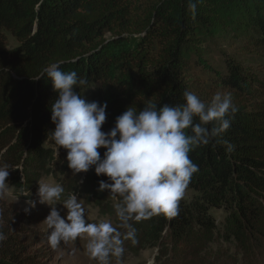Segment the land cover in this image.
I'll use <instances>...</instances> for the list:
<instances>
[{"label":"trees","instance_id":"trees-1","mask_svg":"<svg viewBox=\"0 0 264 264\" xmlns=\"http://www.w3.org/2000/svg\"><path fill=\"white\" fill-rule=\"evenodd\" d=\"M7 35L16 42L11 49ZM228 36L264 60V0H158L144 10L128 0H0V165L9 168L6 184L31 193L50 177L64 187L57 203L73 193L99 209L104 198L114 200L97 190L107 177L97 176L94 166L73 175L66 150L56 152L50 109L57 93L41 77L51 64L86 81L75 90L86 101L107 104V132L130 105H182L184 93L193 90L185 82L190 55L200 59L204 40ZM217 76L207 84L213 95L230 93L238 109L229 129L189 153L198 171L178 215L132 222L136 242L130 246L169 244L178 252L197 239H216L236 251L231 264H264V81L228 59L225 74ZM207 87L197 85L193 93ZM98 151L103 158L106 149ZM213 209L226 213L220 226ZM29 225L13 204L0 200V232L6 237L0 264H43L32 250L43 238L32 236Z\"/></svg>","mask_w":264,"mask_h":264},{"label":"clouds","instance_id":"clouds-1","mask_svg":"<svg viewBox=\"0 0 264 264\" xmlns=\"http://www.w3.org/2000/svg\"><path fill=\"white\" fill-rule=\"evenodd\" d=\"M189 8L194 13L195 3L190 2ZM43 75L57 93L50 109V120L55 126L51 139L57 154L61 148L66 150L67 166L73 175L86 173L94 166L97 176L107 177V181H99L97 190H107L114 200H119L115 205L119 225L104 220L87 222L85 208L74 193L57 203L64 193L59 183L38 184V200L29 205L35 207L39 203L50 208L43 221L50 248L85 238L86 251L97 264H110L112 257L119 264L124 240L136 242L132 222L157 215H178L179 202L198 171L189 153L226 132L230 117L238 109L230 93L217 92L205 102L186 91L182 105L157 107L158 103H148L139 110L128 106L105 132L102 126L107 104L88 102L75 91L86 84L83 78L74 71H62L59 63L51 64ZM197 119L199 122H194ZM100 148L106 149L103 158ZM8 169L7 165H0V192L6 186ZM57 204L66 210L63 217ZM120 228L127 231L122 233ZM5 238L0 232V242Z\"/></svg>","mask_w":264,"mask_h":264},{"label":"rangeland","instance_id":"rangeland-1","mask_svg":"<svg viewBox=\"0 0 264 264\" xmlns=\"http://www.w3.org/2000/svg\"><path fill=\"white\" fill-rule=\"evenodd\" d=\"M158 0H128L132 6L139 10L150 8ZM110 36H106L109 40ZM202 43L201 54L199 58L190 55L188 69L185 70V82L192 92H195L197 85L203 84L206 87L217 81V74H225V61L233 60L244 68L257 72L259 79L264 81V60L256 58L247 53L245 43L237 41L228 36L225 39H206ZM16 46L15 40L7 35V48ZM208 84V85H207ZM214 90L210 86L206 91L196 94L201 100L208 102L213 96ZM40 183H56L52 178H43ZM31 193L22 192L6 184L4 190L0 192V200L8 204H13L17 212L24 214L30 221L29 233L32 236H40L41 243L35 245L32 250L37 251L42 256L43 264H97L92 260L86 251V239L77 238L76 241L62 242L56 249L50 248L47 243V226L43 222L49 214L50 208L47 205L36 203L35 207H30L29 202L38 200L37 191ZM192 194L187 193L184 198L189 200ZM85 208L87 222L95 223L101 220L110 221L113 226L118 218L115 211V201L111 198H104L102 209H99L94 203L86 204L83 198L77 196ZM63 217L66 210L61 204L55 206ZM28 209V211H25ZM215 224L222 225L226 213L222 209H213L210 211ZM36 237V238H37ZM38 239V238H37ZM131 239H125L123 243L124 253L119 258V264H231L232 257L236 254L221 241L214 239L209 241L207 238L197 239L196 242L186 249H178V252L169 244L159 247L152 245L138 246L131 249ZM134 250V252H132ZM132 252V253H131ZM110 264H117L115 257L110 258Z\"/></svg>","mask_w":264,"mask_h":264}]
</instances>
